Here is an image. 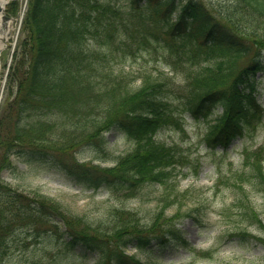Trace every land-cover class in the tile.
<instances>
[{
	"label": "trees",
	"instance_id": "obj_1",
	"mask_svg": "<svg viewBox=\"0 0 264 264\" xmlns=\"http://www.w3.org/2000/svg\"><path fill=\"white\" fill-rule=\"evenodd\" d=\"M239 1L264 17V0ZM208 7L203 0H28L14 64L18 55L21 60L10 73L18 91L0 112V264H149L126 249L154 258L165 249L193 248L180 225L145 232L126 204L110 205L94 226L49 195L8 185L2 171H22L15 155L64 172L93 194L125 200L170 188L176 170L191 166L181 145L158 138L163 129L184 130L188 116L207 121L203 143L212 153L253 138L264 119L258 98L264 34L240 31L231 15ZM144 54L161 67L142 66V74L126 67L131 56ZM111 131L125 134L132 148L111 166L78 161L75 151L84 145L105 151ZM230 171L224 176L219 169V182L233 192L230 208L248 217L250 190L264 196V143L243 140L241 167ZM176 191L158 197V213L176 203Z\"/></svg>",
	"mask_w": 264,
	"mask_h": 264
},
{
	"label": "rangeland",
	"instance_id": "obj_2",
	"mask_svg": "<svg viewBox=\"0 0 264 264\" xmlns=\"http://www.w3.org/2000/svg\"><path fill=\"white\" fill-rule=\"evenodd\" d=\"M25 1L9 0L3 12L13 17V21L7 45L0 54V112L9 101L13 100L18 91V84L10 77V73L14 64L15 49H18L19 42L24 36V32L20 28V12ZM114 1L118 2L119 0ZM124 1L126 0H120V2ZM203 1L212 8L208 7L209 10L215 11L217 14L231 15L234 20L239 22L240 31L245 30L256 35L264 34V17L254 13L241 1ZM242 19L245 22L242 23ZM6 26L3 23V18L0 17V35H3L1 32L3 33L2 30L7 29ZM20 60L21 55H18L14 65L19 64ZM142 66L151 71L155 66L161 67V64L152 61L147 54L140 57L131 56L127 59L126 67H131L133 71L139 73L142 71L140 70ZM182 78L181 74L174 76L178 83ZM141 79L142 77H137L136 84H139ZM259 91L258 98L261 103H264V79L260 82ZM13 104L15 106V103ZM70 122L67 124L69 125ZM206 127L207 121L188 116L184 130L176 127L163 129L158 133L159 140L168 144L181 145L190 154L192 163L191 166L183 165L176 170L177 178L172 183L174 186L171 185L168 189H164V187L160 190L150 189V192L144 189L137 194L142 198L126 194L125 200H114L105 191L93 194L92 189H84L81 185H77L64 172H58L47 165L37 163L29 165L24 162L26 166H21L22 171L16 175L10 173L2 176L8 185L27 194L34 195L35 192H40L59 200L65 208L72 212V215L80 218L84 216L94 226L105 220L106 211L112 204H126L127 207L134 208L142 218V223L139 226H145V232L156 233L173 224L180 225L193 248H179L171 251L165 249L159 256L154 255L157 259L153 258V254L138 250L135 246L126 249V254L135 255L149 264H264L263 194L255 192L256 190L252 188L249 198L246 199V206L249 210L248 217L237 215L236 210L230 208L229 205L233 199L230 186L219 182L221 178L219 169H222L223 175L226 176L231 173V168L241 167L243 140L247 145L254 147L264 143V119L253 138L249 136L237 139L224 154L210 152L211 150L203 143ZM77 136L81 137L79 134ZM106 136L109 139V144L105 151L92 152L83 148L84 145L75 151L78 161L98 168L111 166L114 164L113 157L116 158L118 155L126 153L133 146V142L121 132L111 131ZM54 138L52 143L59 140V138ZM12 156L15 157L14 160L18 159L15 155ZM176 190L179 191L176 203L168 207L164 213H158L161 203L158 197L164 200L165 197L162 196V193H172L174 196L177 193ZM153 191L158 196L154 197ZM197 206H199L198 209H196ZM156 213L159 216L155 218ZM188 213L193 215H188ZM194 215H198L199 223L195 221ZM72 229L82 228L74 226ZM242 231L245 236L235 234L237 232L241 234ZM260 239L263 240L260 241Z\"/></svg>",
	"mask_w": 264,
	"mask_h": 264
},
{
	"label": "bare ground",
	"instance_id": "obj_3",
	"mask_svg": "<svg viewBox=\"0 0 264 264\" xmlns=\"http://www.w3.org/2000/svg\"><path fill=\"white\" fill-rule=\"evenodd\" d=\"M24 12L22 11V9H21V12H20V18L22 17V14H23ZM0 16H1V14H0ZM12 24V22L11 23H9V22H7V26H6V24H5V26H6V30L4 31V30H2L3 31V33L1 32V34H3V36L2 35H0V54H1V51L6 47V45H7V38H8V35H9V33H10V29H11V25ZM1 29V28H0ZM1 31V30H0Z\"/></svg>",
	"mask_w": 264,
	"mask_h": 264
},
{
	"label": "water",
	"instance_id": "obj_4",
	"mask_svg": "<svg viewBox=\"0 0 264 264\" xmlns=\"http://www.w3.org/2000/svg\"><path fill=\"white\" fill-rule=\"evenodd\" d=\"M5 8L0 4V11H2V10H4ZM4 16V19L6 20V19H11V17L10 16H8V15H3ZM22 166H25V164H21ZM6 174H8V172H6Z\"/></svg>",
	"mask_w": 264,
	"mask_h": 264
}]
</instances>
